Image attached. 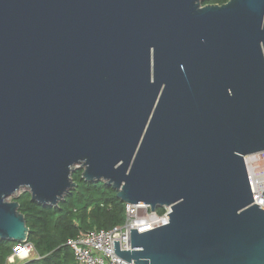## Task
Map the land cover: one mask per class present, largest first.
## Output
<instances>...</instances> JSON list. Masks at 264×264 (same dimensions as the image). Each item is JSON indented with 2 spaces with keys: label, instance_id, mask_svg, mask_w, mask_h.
Instances as JSON below:
<instances>
[{
  "label": "water",
  "instance_id": "water-1",
  "mask_svg": "<svg viewBox=\"0 0 264 264\" xmlns=\"http://www.w3.org/2000/svg\"><path fill=\"white\" fill-rule=\"evenodd\" d=\"M0 0V238L17 200L56 206L73 174L124 203L171 206L135 264H264V0Z\"/></svg>",
  "mask_w": 264,
  "mask_h": 264
},
{
  "label": "trees",
  "instance_id": "trees-1",
  "mask_svg": "<svg viewBox=\"0 0 264 264\" xmlns=\"http://www.w3.org/2000/svg\"><path fill=\"white\" fill-rule=\"evenodd\" d=\"M227 1L206 0L204 4ZM73 179L76 186L56 206L33 201L28 190L15 199L30 230L28 240L38 253V257L22 264H76L69 239L84 231L110 229L125 221V203L117 197L112 186L104 181L85 180L82 170H77ZM17 243L0 238V264L7 262Z\"/></svg>",
  "mask_w": 264,
  "mask_h": 264
},
{
  "label": "built area",
  "instance_id": "built-area-1",
  "mask_svg": "<svg viewBox=\"0 0 264 264\" xmlns=\"http://www.w3.org/2000/svg\"><path fill=\"white\" fill-rule=\"evenodd\" d=\"M248 177L254 197V203L264 207V151L245 157ZM152 212L148 204L125 203V221L110 229L81 232L69 239L76 264H135L121 258L115 252L114 240L119 241L122 250H131V229L139 233L165 225L169 222L171 206L162 207ZM35 247L28 239L18 242L4 264H15L31 259Z\"/></svg>",
  "mask_w": 264,
  "mask_h": 264
},
{
  "label": "rangeland",
  "instance_id": "rangeland-1",
  "mask_svg": "<svg viewBox=\"0 0 264 264\" xmlns=\"http://www.w3.org/2000/svg\"><path fill=\"white\" fill-rule=\"evenodd\" d=\"M209 4H211V3H209ZM24 191H25V190H20V191H18L16 194L10 196V197H9V200H10V201H14V200H15L20 194H22ZM33 257H38V253H37L36 250L33 252V255L31 256V258H33ZM15 264H22V261L18 259V260L16 261Z\"/></svg>",
  "mask_w": 264,
  "mask_h": 264
}]
</instances>
